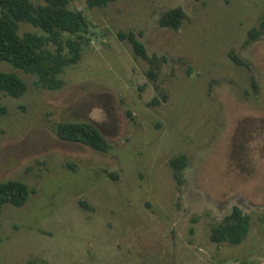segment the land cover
Listing matches in <instances>:
<instances>
[{"label":"rangeland","instance_id":"obj_1","mask_svg":"<svg viewBox=\"0 0 264 264\" xmlns=\"http://www.w3.org/2000/svg\"><path fill=\"white\" fill-rule=\"evenodd\" d=\"M86 1L68 5L91 28L60 90L0 62L28 87L0 94V183L33 190L0 212V264H264V33L247 43L264 0ZM174 8L180 28L160 27ZM130 31L166 59L156 82L118 39ZM67 121L95 125L109 150L59 139L53 125ZM180 155L181 184L168 164ZM234 208L250 217L247 237L211 242Z\"/></svg>","mask_w":264,"mask_h":264},{"label":"trees","instance_id":"obj_2","mask_svg":"<svg viewBox=\"0 0 264 264\" xmlns=\"http://www.w3.org/2000/svg\"><path fill=\"white\" fill-rule=\"evenodd\" d=\"M72 0H0V62L14 70L35 78V86L49 91L60 90L64 85L62 74L69 66L76 65L82 57L91 24L80 11L68 8ZM116 0H87L88 8H103ZM186 18L181 8L162 14L158 24L162 28L178 30ZM20 24L30 25L32 32L20 33ZM264 33V15L258 28L248 31L247 43L257 40ZM141 35V33H139ZM120 41H128L133 52L148 62L147 76L156 82L166 59L148 56L144 44L133 31L119 32ZM230 59L239 66H247L234 51ZM254 92L258 85L251 83ZM26 82L15 72L0 70V94L13 98L22 97L27 91ZM166 100V95H163ZM8 112L0 106L1 117ZM57 137L63 141L76 142L98 152L106 153L110 146L98 128L89 122H59L53 125ZM174 178L182 183L181 171L185 167L184 155L171 158L168 162ZM33 192L22 181L11 180L0 183V212L5 205L23 207ZM250 217L238 208L211 227L210 241L216 244L239 245L247 237Z\"/></svg>","mask_w":264,"mask_h":264}]
</instances>
